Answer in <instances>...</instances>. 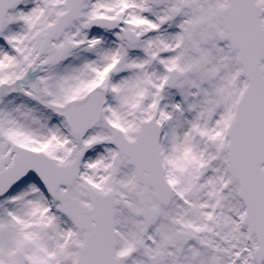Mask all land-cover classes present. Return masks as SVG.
Wrapping results in <instances>:
<instances>
[{
	"label": "snow or ice",
	"instance_id": "snow-or-ice-1",
	"mask_svg": "<svg viewBox=\"0 0 264 264\" xmlns=\"http://www.w3.org/2000/svg\"><path fill=\"white\" fill-rule=\"evenodd\" d=\"M0 264H264V0H0Z\"/></svg>",
	"mask_w": 264,
	"mask_h": 264
}]
</instances>
